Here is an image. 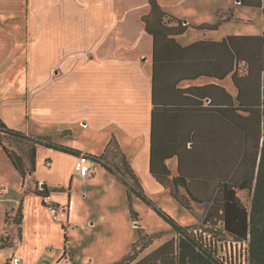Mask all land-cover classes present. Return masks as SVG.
Masks as SVG:
<instances>
[{
	"label": "crops",
	"instance_id": "crops-1",
	"mask_svg": "<svg viewBox=\"0 0 264 264\" xmlns=\"http://www.w3.org/2000/svg\"><path fill=\"white\" fill-rule=\"evenodd\" d=\"M187 1L189 7H182ZM232 1L196 8L200 0H158L165 12L182 20L187 28L180 34H160L156 48L154 35L147 31L143 20L150 13V0H0V88L15 92L6 98L0 95V117L9 127L27 135L46 136L61 144L67 143L58 138L72 135L73 130L66 128L64 117H51L44 102L50 101V112L51 108L56 111L66 106L67 98L60 96L59 78L55 75L56 58L57 55L69 58L75 55L73 67L66 73H77V78L75 75L67 89L75 90L70 94L79 103L80 117H86L88 124L94 120L95 125L117 122L125 134L133 136L137 143L142 141L140 152L133 156L132 146L135 145L125 141L122 132L114 130L110 138L101 139V151H105L113 137L119 141L139 179L142 174L160 183L151 172L156 105L155 153L157 157H168L165 163L172 176L179 174L181 161L183 167L190 163L173 154L172 148L203 131L220 136L231 148L215 152V170L248 171L250 158L257 156L259 164L262 143L256 133L249 132L251 124H257V118L251 116L248 107H240L236 72L239 82L245 81L246 74L248 80L260 75L261 81L264 80L259 63L253 60L251 65L250 47L246 49L250 46V37L263 41L264 3L252 6L240 0ZM235 9L250 17L260 13L261 33L233 34L220 39L218 32L223 24L252 21L237 17ZM20 15L22 18L17 25L15 16ZM216 23H219L217 29L205 28ZM20 24H23L25 35L19 36L24 39V52L13 55V48L19 46V41L12 36V27L19 28ZM229 38H233L232 41L225 42ZM239 42L246 46L240 53L243 59L236 63L233 57L238 54L231 45ZM262 47L264 50V43ZM243 97L249 98L250 94H243ZM209 105L210 110L206 111L204 108ZM240 131L244 135L249 133L241 138ZM188 141V147L194 146ZM70 147L76 149L77 146ZM194 148L196 160L202 152ZM82 152L91 154L87 150ZM65 155L72 157L67 159ZM42 156L46 162H51L46 177L38 172ZM75 159L74 154L40 145L37 169L24 180L0 145V241L2 246L3 235L13 237L14 244L9 247H16L18 264H33L28 249L37 252L42 244H51L53 240L65 245L62 225L64 218L68 221L70 216V196L67 201L63 193L64 185L74 174ZM236 159V166L240 167L235 166ZM174 160L176 168L170 164ZM97 167L101 168V164H92V176L97 173ZM116 173L121 176L119 171L113 175ZM83 178L90 183L91 175ZM43 185H48L50 192L46 200L59 206L56 219L51 208L43 205V198L34 193V190L44 189ZM69 191L71 195V188ZM20 205L24 213L22 223L8 224V211ZM67 256L65 262L79 264L69 250Z\"/></svg>",
	"mask_w": 264,
	"mask_h": 264
},
{
	"label": "trees",
	"instance_id": "trees-1",
	"mask_svg": "<svg viewBox=\"0 0 264 264\" xmlns=\"http://www.w3.org/2000/svg\"><path fill=\"white\" fill-rule=\"evenodd\" d=\"M240 3L262 6L264 0H240ZM150 6V13L145 15L143 20L147 31L154 35L156 48L157 38L160 34L168 36L180 34L186 30L187 25H184L182 20L165 12L158 0H150ZM171 22H175L176 25H168ZM218 26L219 23H216L206 25L205 28L217 29ZM232 39L229 38L225 42H231ZM248 39H251V42H248L250 45L248 47L241 42L231 45L235 48V53L238 54L234 55L233 58L236 63L241 61L243 59L240 54L242 49L245 46L246 49L250 47L249 51H251L252 55L251 65H253V60H255V63H259L260 71L263 70L264 72V50L262 47L264 38L263 41L255 36ZM243 78V76H240V79ZM247 78L248 74L244 78L245 81L239 82L236 72V82L240 85V107L245 109L248 107L247 109L250 111L251 116L257 118V124H251V131L249 132L252 135L256 133L255 135L261 141L262 147L259 164L257 156L250 158L249 169L245 172L238 170L231 172L224 169L215 170L216 167L213 164L215 162L213 159L215 152L225 151L228 148L227 142L218 135L213 136L210 131H203L202 134H195V137L193 136L191 140H187L193 143L199 152H202L198 154L199 158L196 160V150L194 146L188 147L187 141L176 143L174 148H172L174 150V153H172L179 156L181 160L187 162L188 159L190 161L186 167L182 166L183 162L181 161L179 174L172 176L171 170L165 163L168 157H157L155 153L154 122L157 105L154 107L151 172L164 187L170 188L172 194L181 203L194 212L199 222L207 224V229L204 232L196 229L195 225L184 227L174 219L166 217L178 235L165 242L154 252L141 257L140 253L152 243V239L149 238L144 228L139 226L140 238L133 244L130 254L120 264H264V80L261 81V75L256 77V79L250 78L248 80ZM246 93L250 94L249 98L243 97V94ZM204 109L209 111L210 105ZM223 113L225 114V111ZM246 133L244 135V132L240 131V137L242 138V135L247 136L248 133ZM236 136H239V132H236ZM206 139L207 141H205ZM0 145L24 180L37 169V155L40 145L76 156L82 153L78 149L53 141L50 137L27 135L21 130L11 128L1 117ZM228 149L231 150V148ZM236 151L237 148L235 146ZM88 156L92 164L100 163L110 172L119 171L121 173L124 181L128 184L129 198L132 197V194L142 199L147 198L116 138L113 137L109 141L101 156L92 154H88ZM237 162L236 159L235 166ZM224 163L226 164L225 161ZM34 181L38 184V181ZM45 186L44 189L34 190V193L43 198V205L52 208L54 204L46 200L50 196V192L48 185ZM181 190H185L187 194H183ZM244 192L250 196L249 205L242 198ZM206 196L211 199V205L205 208V214L202 217L195 211L191 200L195 203L203 204L206 203ZM131 212L134 219H138V213L133 209H131ZM16 213L15 217H13L16 220L15 223L21 224L24 219L22 205L16 209ZM8 215L10 213H7ZM6 221L8 224L11 222L8 218ZM62 227L65 241L64 258L67 259L69 236L67 234V226L63 223ZM222 233L229 235L236 241L247 242L244 259L241 252L238 254L237 251H232V246L230 252H228L227 245L224 246L225 253L219 252L218 239L219 236H223ZM19 237H22L21 233ZM13 244L14 239L11 235H3V247L12 246Z\"/></svg>",
	"mask_w": 264,
	"mask_h": 264
},
{
	"label": "rangeland",
	"instance_id": "rangeland-1",
	"mask_svg": "<svg viewBox=\"0 0 264 264\" xmlns=\"http://www.w3.org/2000/svg\"><path fill=\"white\" fill-rule=\"evenodd\" d=\"M218 1L223 0H200L201 3L199 2L200 4H197L196 8L198 5L203 7L215 5ZM231 2L233 1L231 0ZM189 3V1L183 2L182 7H189ZM234 12L237 17L251 19L252 21H233L223 24L218 32L220 39L233 34L261 33L263 23L260 13H254L250 17L239 9H235ZM21 18V15L20 17L15 16L14 21L17 25ZM22 26L23 24H20V27L17 26L16 29L12 27V36L18 38L19 41V46L13 48V55H23L24 52L22 44L24 39L19 38V36H25L22 33ZM73 56L69 58L68 55H57L56 58L55 75H58L59 78L57 82L60 83V96L67 98L65 101L66 106L56 111L51 108L50 112V101L46 100L44 102L51 117L52 115L56 118L64 117L63 119L67 121L66 128L73 130L72 135L65 134L58 140L67 141L65 143L67 146L76 145L78 150H87L93 155L100 156L101 152L104 151V149L101 151V139L104 137L110 138L114 130H118L124 134L125 141H131L135 145V147L132 146L134 156L137 152H140L142 141L137 143L133 136L125 134L119 123L108 121V123L102 122L95 125L93 120L92 124H88L86 117H80L79 103L70 94L75 90L67 89L71 82H74L75 75L77 78V73H66L67 69L73 67L75 55ZM8 94L12 95L15 92H8L0 88L1 96L6 98ZM53 111L55 112L53 113ZM65 157L70 159L72 156L65 155ZM64 164L65 167L69 165L67 161ZM170 164L173 168H176L175 160ZM38 166V172L41 176L46 177L50 168L43 156L39 159ZM96 171L95 175L92 176L91 174L90 183L87 184L84 178L77 175L74 170V174L70 176L68 183L64 185L65 192L63 195L67 198V201L70 196V216L68 221L66 218L63 220V223L67 226L69 236L67 248L71 253V257H74L77 263L120 264L130 254L133 244L140 238L139 226L144 228L149 238L152 239V243L140 253V256L144 257L154 252L165 242L178 235L166 217L174 219L181 226L195 225L196 229L206 232L207 224L199 222L194 212L181 203L172 194L170 188H163L151 176L146 178L141 174L139 179L136 175L147 198L142 199L135 194H132V197L129 198L127 193L128 184L122 176L117 173L113 175L115 172H109L102 164L101 168L97 167ZM69 188H71V195ZM181 192L187 194L185 190H181ZM242 198L249 205L251 200L249 194L244 192ZM205 199L206 203L203 204L191 200L195 211L202 217L205 214V208L211 205V199L208 196ZM131 209L138 213V219H134ZM8 213H10L7 216L8 220L11 221L10 224L15 223L16 220L13 217L17 214L16 209ZM225 245H227L228 252H230L232 246V251H237L238 254L241 252L244 259L247 242L236 241L229 235L223 234L218 239L220 253L226 252L224 250ZM221 246L223 249H220ZM15 251L16 247H2L0 241V264H18L20 260L15 258ZM27 252L32 255L31 261L33 264H68L64 260V246L54 240L51 244H42L37 252L32 249H28Z\"/></svg>",
	"mask_w": 264,
	"mask_h": 264
},
{
	"label": "built area",
	"instance_id": "built-area-1",
	"mask_svg": "<svg viewBox=\"0 0 264 264\" xmlns=\"http://www.w3.org/2000/svg\"><path fill=\"white\" fill-rule=\"evenodd\" d=\"M47 164L50 166L51 162L50 160L47 161ZM91 166L92 161L87 153L82 152L77 156L76 159V165H75V171L77 175H80L82 177H88L91 175ZM59 206L54 205L51 208L52 215L54 218H58L59 215Z\"/></svg>",
	"mask_w": 264,
	"mask_h": 264
},
{
	"label": "water",
	"instance_id": "water-1",
	"mask_svg": "<svg viewBox=\"0 0 264 264\" xmlns=\"http://www.w3.org/2000/svg\"><path fill=\"white\" fill-rule=\"evenodd\" d=\"M45 185H43V187H44Z\"/></svg>",
	"mask_w": 264,
	"mask_h": 264
}]
</instances>
